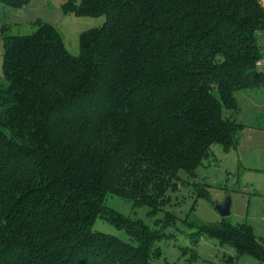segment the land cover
Masks as SVG:
<instances>
[{
	"label": "trees",
	"instance_id": "16d2710c",
	"mask_svg": "<svg viewBox=\"0 0 264 264\" xmlns=\"http://www.w3.org/2000/svg\"><path fill=\"white\" fill-rule=\"evenodd\" d=\"M63 11L105 18L80 35L77 56L50 25L34 23L25 36L0 29V264H153L164 234L106 198L155 213L181 171L192 174L214 145L236 149L244 126L235 93L264 86L255 67L264 4L68 0ZM97 219L130 242L92 231ZM174 220L165 214V224ZM190 226L196 239L264 264V240L250 226L228 218Z\"/></svg>",
	"mask_w": 264,
	"mask_h": 264
},
{
	"label": "rangeland",
	"instance_id": "374dc122",
	"mask_svg": "<svg viewBox=\"0 0 264 264\" xmlns=\"http://www.w3.org/2000/svg\"><path fill=\"white\" fill-rule=\"evenodd\" d=\"M260 1L264 4V0ZM67 2L29 0L21 8L0 4V29L7 28L9 35L25 36L33 32L34 23L50 25L59 33L66 51L77 56L80 35L102 27L105 18L78 17L73 13H65L63 8ZM73 2L78 7L81 0ZM257 42L264 56V32L257 35ZM2 54L0 37V78L3 75ZM239 101V121L244 127L238 134L236 149L225 153L220 146L214 145L210 149V156L192 174L181 171L179 176L182 182L176 190L168 191L169 203L161 210L150 213L148 207L134 206L131 201L121 197L106 198L108 208L131 220L141 221L153 232L164 234L155 243L160 258L155 259L153 264H228L229 258L236 257V264H261L250 256L238 257L229 246L220 245L210 237L196 239V229L190 226L219 223L221 218L215 207L229 198L230 222L250 226L254 235L264 240V130L254 128L260 112L264 121V105L253 109L241 98ZM195 187L206 191L207 198L197 197ZM166 213L175 217L174 222L165 224ZM92 231L130 242L124 230L101 219L94 222ZM195 241L197 243L194 245Z\"/></svg>",
	"mask_w": 264,
	"mask_h": 264
},
{
	"label": "crops",
	"instance_id": "0c3cea01",
	"mask_svg": "<svg viewBox=\"0 0 264 264\" xmlns=\"http://www.w3.org/2000/svg\"><path fill=\"white\" fill-rule=\"evenodd\" d=\"M262 74L264 75L263 72H262ZM240 98L242 100H244L245 104L251 106L253 109H256L258 106L264 105V86L261 88H258V89H247V90H242V91H238L235 93V99H236L238 107H239V113L236 116V120L238 122H240L239 116L241 114V104L239 101ZM261 114H262L261 112H260V114H257L259 116L256 118V126L254 127L257 130L258 129L264 130V121L262 120ZM241 132L242 131H240V133ZM238 134H239V132H238ZM238 134H237V141H238Z\"/></svg>",
	"mask_w": 264,
	"mask_h": 264
},
{
	"label": "water",
	"instance_id": "95a60500",
	"mask_svg": "<svg viewBox=\"0 0 264 264\" xmlns=\"http://www.w3.org/2000/svg\"><path fill=\"white\" fill-rule=\"evenodd\" d=\"M231 202L228 199L224 203L215 207V210L219 214L221 219H227L230 215Z\"/></svg>",
	"mask_w": 264,
	"mask_h": 264
},
{
	"label": "built area",
	"instance_id": "2783aa9c",
	"mask_svg": "<svg viewBox=\"0 0 264 264\" xmlns=\"http://www.w3.org/2000/svg\"><path fill=\"white\" fill-rule=\"evenodd\" d=\"M255 67L257 71L262 72V70L264 69V57H262L256 62Z\"/></svg>",
	"mask_w": 264,
	"mask_h": 264
}]
</instances>
